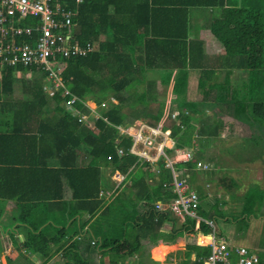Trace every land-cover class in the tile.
<instances>
[{
  "label": "trees",
  "instance_id": "16d2710c",
  "mask_svg": "<svg viewBox=\"0 0 264 264\" xmlns=\"http://www.w3.org/2000/svg\"><path fill=\"white\" fill-rule=\"evenodd\" d=\"M119 1L83 0L82 3H76L75 0H70V7L77 11L74 20L78 23L80 41L82 44L91 42L95 45L93 52L68 59L62 77L64 86L71 93L64 95V86L57 90L49 88V72L34 68L27 73L29 82L24 83V92H27L28 98L8 104L11 107L17 106L18 115L21 114L20 120L29 118V135L24 136L29 139V151L32 152L22 159H0V222L3 229L8 230L12 246H17L21 241L14 234L13 226L17 224L18 228L26 233L31 229L38 243L51 249L53 240L47 239L44 231L47 224L54 222L62 233L70 234L67 224L48 216L50 211L63 208L65 182L72 189L73 207L75 205L76 208L86 210L90 217L81 223L79 233L75 237L70 234L61 244H64L60 260L62 264H99L98 254L109 256L111 264H118L135 255H141V235L154 240L163 238L166 241H174L184 235L187 238V246L183 254L177 253L178 264H205L204 258L210 254L211 247L199 244L194 238L198 233L195 220L187 218L186 221H180L170 211L161 212L156 209V201H168L176 197L172 186L164 185L173 183L171 169L160 166L159 172L156 173L151 170L149 162L140 165L138 156L129 151L132 137L121 135L118 123L130 126L141 114L147 123L158 125L165 110H168L167 88L172 79L175 95L169 110L172 111L175 107L181 109L177 118H180L181 123L188 124L182 128L175 118L170 117L169 124L163 126L164 129H172L176 140L173 149L197 148L196 150L201 151L197 157L206 159L210 150L204 151L203 147L209 145L210 140L218 139L222 123L208 125L203 130L208 136L204 140H194L191 121L196 119V116L192 112L188 114L189 108L185 110L182 106L183 100L189 95L186 88L191 70L187 65L190 64L191 68L196 66L192 57V62L187 61V35L180 33L179 40L172 41L160 36V32L152 35L149 31H142L141 28L150 27L149 25L156 22L147 6L149 4L145 3L150 0H132L138 1L140 5V10L135 11L119 9ZM170 1L153 0V3L168 6ZM172 2L178 4L175 0ZM182 2L180 6H183ZM218 2L197 0L193 4L214 5ZM178 11L180 12V8ZM140 14L141 21L137 24ZM177 21L179 18L172 14L166 22ZM28 22L30 23V18L24 23ZM221 22L226 25L225 29L215 27L214 32L226 47V56L230 59L240 56L235 62L236 66L249 72L242 87H230L229 91L225 88L227 94L224 95L223 109L226 108L229 113L232 110L238 119L244 114L243 119L241 118L244 121L264 123V3L258 0L256 4L251 3L239 9H225ZM164 36L175 35L168 33ZM178 43H182L184 51L179 49ZM179 50H182L183 62L169 64L168 60ZM19 69L20 67L10 65L1 68L4 72L1 81L3 90L13 89ZM152 69L158 70L160 80L151 76ZM159 83L163 88H160L162 85ZM226 84L230 85L229 82ZM201 86H204V83L200 79L199 87ZM135 93H141V98L133 104ZM72 95L78 96L73 105L74 109L66 105L67 99ZM110 97H114L118 103L112 102L114 105L106 112L103 111L109 121L104 118L94 120L100 130L99 135H94L90 124L82 122L79 115L74 113L89 111L83 101L101 102L109 100ZM140 102L143 105L142 112L136 110ZM123 111H126L127 115L122 118ZM33 123L38 126L34 127ZM5 129L6 127L2 128L3 133L0 134L1 149L5 148V139H8V134L4 133ZM17 129L22 132V127L18 126ZM12 134L13 138L19 139L15 133ZM251 140L255 144L261 142V139L255 136ZM121 146L125 149L123 154L118 152ZM52 154H55V157H49ZM83 155L90 156L88 164H80L79 159ZM219 157V154L212 155L213 169H207L203 175L208 176L206 182L213 179L212 172H217L223 167ZM102 164L106 168L112 166L114 170L126 173L131 181L130 191H126L124 187L119 188L111 200L101 196L103 189H110L109 179L101 169ZM199 171L191 170V185L200 190L203 200L205 196L203 184L200 182L203 176H200ZM151 178H155L157 183H150ZM243 198L242 212L249 218V215L264 203V189L252 187ZM9 200H13L14 205L8 210ZM219 203L226 201L219 198L215 200L212 208L216 209L218 216L225 214L219 208ZM201 213L206 218H216L210 208L204 207L203 201ZM5 214V220H1ZM61 214L66 219L65 212ZM165 224L169 227L166 228ZM200 230L209 233L212 228L202 222ZM22 242L24 246L32 248L27 236ZM141 242L144 246L150 240L142 238ZM170 248L172 245L156 244L154 254L161 256ZM25 256L21 254L30 264H35L30 257L28 259ZM141 256L143 258L139 264H143L147 254ZM148 259L152 260L150 257H147ZM8 261L9 264H20L9 255Z\"/></svg>",
  "mask_w": 264,
  "mask_h": 264
},
{
  "label": "crops",
  "instance_id": "0c3cea01",
  "mask_svg": "<svg viewBox=\"0 0 264 264\" xmlns=\"http://www.w3.org/2000/svg\"><path fill=\"white\" fill-rule=\"evenodd\" d=\"M164 1L166 2V0ZM172 1L174 0L170 1L171 3L169 4L170 6L169 5L161 6L160 4H156V3L154 4L153 0H150L148 2L145 1V3L149 4V5L147 4L146 5L150 9V12L153 15L152 17L156 18V22L154 24L152 23L151 25H149L150 27L141 28V29L142 31H149V33L152 35H157L155 32H160L162 34L160 36L168 40H172V41H178L180 37V33L182 35L184 34L187 35V45L188 46H187L186 52L187 51L189 52L187 61L188 63L194 61V64L196 66L191 68L190 64L187 65V67L191 70L190 77H189L190 81H189L188 88H187L188 94L190 96L188 95V98L183 100L184 103L182 102L183 104L182 103L181 104L185 110L189 108L187 109L189 110L188 114L192 112V114L196 116V119L193 118L191 121L193 124V128H194L193 134H194L195 141H197V139L199 138L200 140H204L205 137L208 136L207 133L203 132L205 127H207L208 125H217L220 122L222 123L220 127L221 128L220 129L221 130L220 139L224 140L225 137L223 136L225 134V130H227V128L233 127V124L230 122V120H233V118L238 119L235 116V114L232 112V110L230 111V113L232 112V114H230L226 110V108L223 109V107L225 106L224 104L225 96L224 95L227 94L225 93V88H227V90L229 91L230 87L232 88L242 87L244 83L246 82V80L248 79L249 72L246 70L247 75L244 79H242L241 77L239 78L238 76L239 70L241 71L243 68L237 67L235 62L240 59V56H234L232 59L227 57L226 47L224 46L223 42L218 38L214 30H215V27L222 29V30L225 29L226 25L221 22V18L224 15L225 9H234V8L239 9L242 6H247L251 3L256 4L258 0H218L219 1L218 4H214V5L193 4L197 0H175V2L178 4H174ZM182 1L184 2V4L183 6H180V2ZM260 1L264 3V0H260ZM118 4H119V9L124 10L125 8V10L130 9L132 11H135L136 9L140 10L139 9L140 5L138 4V1L133 2L132 0H120ZM174 5H177V6H174ZM162 7H166V8H162ZM179 8H180V12L178 11ZM186 8L187 10H185ZM142 9L143 8H141V10ZM126 13L127 11L125 12V14ZM172 14L175 17H178L179 21H177L176 23L166 22ZM140 16L141 14L138 16V19L136 21L137 24H139V21H141ZM77 26H78V23H77ZM168 33L175 35V36H172V37L164 36V34H168ZM178 45H179V49H182L184 51L182 43H178ZM182 50H179V52L175 51L174 53L175 56L171 58L170 60H168L169 64L174 65L175 63L178 64L180 62H183ZM190 57H192V61L190 60ZM202 71L206 72V74L203 73ZM229 71L230 73H228ZM155 72H158V70L155 71L152 69L150 72L151 76H155L153 77L154 79L160 80L161 76H158L160 75V73L158 72V75H156ZM3 73H4L3 70L0 69V126H1L0 134L3 133L1 129L6 127L4 133L8 134V139H5V148L1 149V145H0V159L2 158L10 159V160L22 159L24 157H28V155L32 152V151H29V141H28L29 139L25 138L24 136V134L29 135V118H26V120H20L21 114L18 115L19 113L17 111V106L12 105L11 107V105L9 106L8 104L28 98L27 92L26 93L24 92V88H25L24 83L29 82V76L27 73L25 75L16 74L18 79L16 80L15 85L13 86V89L7 91V90H3V86L1 85ZM175 73H176V70L174 74ZM200 79L203 81L204 86L199 87ZM227 82H229L230 85H227L226 84ZM160 88H163V85ZM173 88H174V79H172L169 87L167 88V96H169L170 103L172 102V98L175 95L173 92ZM169 92L170 93L172 92V94H170ZM203 96L217 97V98H220V100H217V99L212 100L209 97L207 99V103H204V101L201 102L199 101V99L194 100L195 97H203ZM87 101H91V100H87ZM84 102L86 101H83V103ZM113 105L114 103L110 102L109 106L106 109H103L101 113L103 114L104 110L106 112V110L110 109ZM179 110L181 109H179L178 107H175V109L172 110L171 114L175 113L179 115L180 114ZM84 112H88V111H84ZM177 117L178 116H176L175 118L176 123H179L181 120L180 118H177ZM240 117L243 119L241 115ZM171 118H173L172 115H171ZM241 118L239 120H241ZM94 120H96V117L93 115L91 118V121L95 124ZM183 123L185 125H188L187 122L186 123L183 122ZM18 126L22 127V132H20L17 129ZM33 126L37 127L38 125L33 123ZM12 133H15V135L19 139L13 138ZM169 140L172 142V144H175L176 142L173 135L172 137L170 136ZM218 145H220V142H216V140L212 139L210 140L209 145L203 147V150L204 151L213 150L214 148L212 147L213 146L216 147ZM176 149L177 148L172 149V150H176ZM187 149H191V148L187 147ZM193 149L197 153L198 151L196 150L197 148H193ZM229 151H231V149L229 147H226L225 152H229ZM218 152L220 153V155L222 154V150H219ZM49 157H55V154H52ZM89 160H90V156L83 155L80 157L79 162L80 164H88ZM205 161L207 160L205 159ZM145 162L146 161H143L142 164L143 163L145 164ZM158 164H160V161L158 162ZM151 166L152 168L154 167L153 164H151ZM105 168H106L105 165L102 164L101 165L102 172L104 175L108 177V174L110 173L107 174L104 170ZM211 168L213 169L212 164H210L209 169ZM114 171L117 172L119 170L118 169L114 170L112 168V171L110 170L111 174ZM200 172L205 173L206 170H200ZM123 175H124V178L122 180L118 179L119 184L117 187H112L110 185V189H103L100 195L103 196L105 199L111 200L114 197V195L117 193L116 190L119 188L124 187L126 191L129 192L131 181L128 180V175L126 173H123ZM149 182L157 183V180L155 178H151ZM201 182L205 183L206 180H203L202 178ZM204 183H203V193H205ZM64 185L65 186H64L63 208L61 210L57 208L56 210L50 211L48 213V216H50L52 219L60 221V223L63 222L64 224H67V227H69L70 234H72V236L74 235L75 237L76 234L79 233L78 228L80 227L81 223H83L90 217V213L87 212L86 210L76 208L75 205L73 207L72 202L74 199H72V189L67 183L65 184V182H64ZM193 188L196 189L198 192L200 191L195 186H193ZM109 194L110 196L107 198ZM13 203H14L13 200H9L8 206H11L12 208L14 205ZM61 212H65L66 219H64V216L61 214ZM53 223L54 222L47 224L44 228L47 239L53 240L51 241V249L44 248L42 244L38 243V241L35 239L34 232L31 229H29L28 231L29 241L32 243V248H29V250L32 254H34L35 251L44 253L45 258L43 261L47 260L45 264H55V263L62 264L60 260H61V255L63 252L64 244L63 245L61 244L64 243L68 237H70L69 236L70 234L68 235L65 232L62 233L59 230V226H56ZM0 224L2 223L0 222ZM166 225L167 224H165V227ZM13 227H14V230H16L20 234L19 236H16V235L15 236L18 237L21 241L24 240L26 236L28 237V233L24 232L22 229H19L17 224H15ZM83 233L84 231L81 232V234ZM81 234H79V236ZM142 238H147L153 242L162 240V242L154 243V246H156V244L157 245L164 244L166 246L172 245V248L163 252L161 256H156L154 254V246H152L153 249H151L148 246H143L141 242ZM54 239H56L55 242H54ZM139 240H140V246H141V251H142L141 255L147 254V257H149L152 251V254L155 258L154 260L155 264H173V263L178 264V262L176 261L175 262L170 261L169 256L175 254V257L178 258L177 253L183 254V251L185 250L187 246V238L184 235H180L179 238L175 239L174 241H166L163 238L154 240L149 237L142 236V235L139 237ZM230 241L235 245L246 244L242 242H235L233 239H230ZM3 252L4 251L1 249V246H0V253H3ZM141 255L138 254V255H135L127 259L126 260L127 264H139V261H141L143 258ZM36 256H37V259L36 261L35 260L34 261L38 263L39 255H36ZM147 257L142 261L143 264H148ZM158 260L161 263H159ZM43 261H41V263ZM97 261H99V264H111V262L109 261V256H104L101 254L97 255ZM120 262H125V261H120Z\"/></svg>",
  "mask_w": 264,
  "mask_h": 264
},
{
  "label": "built area",
  "instance_id": "2783aa9c",
  "mask_svg": "<svg viewBox=\"0 0 264 264\" xmlns=\"http://www.w3.org/2000/svg\"><path fill=\"white\" fill-rule=\"evenodd\" d=\"M75 1L82 3L83 0ZM70 5V0H0V67H20L18 75H25L34 68H39L42 72H49V88L57 90L64 86L62 71L67 66L68 59L84 56L95 50L93 43L82 44L80 41L74 20L77 11ZM29 18L30 23L25 24ZM69 93L70 90L64 86L63 94ZM77 99V95L69 97L66 101L67 107L74 109ZM110 102L118 103L114 97L101 102L86 101L84 104L89 111H76L74 114L79 115L80 120L86 123L91 121L93 115L96 119L104 118L109 121L101 111ZM124 112L122 118L127 114ZM171 115L173 118L177 116L175 113L167 114V119L156 126L146 121L134 122L130 126L118 123L120 134L132 137L129 151L136 154L138 160L150 161L158 169L162 166L172 171L173 183L164 185L172 186L176 197L168 201H157L156 209L161 212L170 211L183 221L187 218L195 220L198 233L194 238L199 244L211 247L210 254L204 258L205 264H264L263 239L252 240L249 245H235L219 230L215 219L206 218L201 213L202 199L200 193L191 185V170H207L210 164L198 158L193 148L172 150L175 144L168 143L170 136L172 137V129L163 128L164 122ZM179 124L182 128L186 127L181 121ZM124 151V147L118 148L120 154ZM117 177L122 180L124 175L117 171ZM202 222L212 228L209 233L200 230ZM119 264H127V261Z\"/></svg>",
  "mask_w": 264,
  "mask_h": 264
},
{
  "label": "rangeland",
  "instance_id": "374dc122",
  "mask_svg": "<svg viewBox=\"0 0 264 264\" xmlns=\"http://www.w3.org/2000/svg\"><path fill=\"white\" fill-rule=\"evenodd\" d=\"M155 74L158 75V72H155ZM246 75L247 73L245 69H242L241 71L239 70V78L241 77L242 79H244ZM137 87L141 88V86ZM170 94H172V92ZM133 96V99L135 100L132 103L135 104L137 103L136 100H139L141 98V93H135L133 94ZM208 97L212 100H220V98L210 96L195 97L194 100L199 99V101H204V103H207ZM169 104L170 100L169 96H167L166 109L168 110H166L160 122L164 119H167L166 115L171 113L168 112L170 111ZM140 105L141 102L139 103V107H137L136 110L142 112L143 105ZM128 106L130 107L129 104ZM241 116L244 117V115ZM239 119L233 118V120H230V122L233 124V127L227 128V130H225V134L223 136L226 139H224L225 141L223 139H220V130V135L218 136V139H216V142H220V145L216 147L213 146L212 148L214 149L210 150L207 153V162L214 165V161L211 159L212 155H217V153L220 155L218 151L222 150V154L219 158L223 167H220L221 169L217 170V172H212L211 176L213 177V179L208 180L210 182H202V184L204 183L205 188V198L203 200V205L206 208H210L213 215L216 214V219L214 217L213 219L216 220L219 230L222 233L229 236L230 239H233L235 242H242L249 245L252 240H264V203L258 209L256 208L254 213H251L249 215V218L242 212L244 207V194L252 187L258 186L259 188L264 189V123L245 122L244 120L242 121V119ZM135 120L136 123H141L146 119L140 114ZM89 124L91 132L95 135H99L100 130H98L96 125L92 121H89ZM167 124H169L168 120L164 122V125ZM254 136L261 139V142L259 144H255L254 141L251 142V139ZM160 140L161 138L159 139V141ZM169 144H172V142L170 141ZM226 147H229L231 151L225 152ZM198 153H201V151L199 150L196 154L198 155ZM138 162L142 164L140 160H138ZM146 162L153 164L150 161ZM153 165L154 167L151 170L154 172H158V167L155 164ZM104 170L107 174L110 173L108 174L110 185L112 187H117L119 184L117 172L114 171L111 174L110 170L112 171V166H109V168H105ZM120 172L123 174L122 171ZM203 175H205V173L200 172V176L202 177ZM206 179H208V176H203V180ZM233 181H235L236 183H234ZM232 194H234V196ZM109 196L110 194L107 196V198ZM218 198L226 201V203H219V208L225 213L224 215L220 216H218V213H216V209L213 210L212 208L215 200ZM7 209H11V206H8ZM5 217L6 214L1 217V220H5ZM180 221L183 220L181 219ZM168 227L169 225L167 224L166 228ZM14 231V234L16 236L20 235L16 230ZM27 233L29 239V232ZM0 241L1 249L2 247L4 248L2 249L4 252L0 253V263L9 264L8 255L11 256L14 261L17 260V262H20V264H30L29 260L27 261L26 259L21 257V254H25V257H28V259L30 257L32 261H36V255H39V262L37 263L34 261L36 264H41V261H43L45 258V254L39 251H35L34 254H32L29 250V247L24 246V243L22 241H20L17 246H12L10 242V235L7 230L3 229L2 224H0ZM157 242H162V240H158L156 242L150 241L149 243H146L147 245L144 246H148L153 249L152 246H154V243ZM151 254L149 257L152 260L148 259V264H155L153 261L155 260V258L153 254ZM169 260L172 262H178L179 258H176L175 254H173L169 256ZM159 263L161 262L159 261Z\"/></svg>",
  "mask_w": 264,
  "mask_h": 264
},
{
  "label": "clouds",
  "instance_id": "9594fccd",
  "mask_svg": "<svg viewBox=\"0 0 264 264\" xmlns=\"http://www.w3.org/2000/svg\"><path fill=\"white\" fill-rule=\"evenodd\" d=\"M72 58V57H71ZM70 59V58H69ZM65 69V68H64ZM91 101H94V100H91ZM94 102H96V101H94ZM171 111V110H170ZM172 112V111H171Z\"/></svg>",
  "mask_w": 264,
  "mask_h": 264
}]
</instances>
